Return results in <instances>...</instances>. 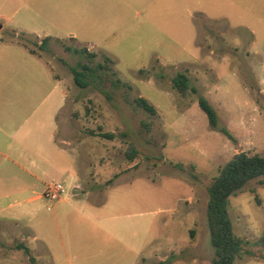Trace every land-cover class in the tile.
Here are the masks:
<instances>
[{
    "label": "rangeland",
    "instance_id": "obj_1",
    "mask_svg": "<svg viewBox=\"0 0 264 264\" xmlns=\"http://www.w3.org/2000/svg\"><path fill=\"white\" fill-rule=\"evenodd\" d=\"M0 24L48 58L35 102L62 105L52 164L27 150L19 171L49 172L36 194L67 188L51 209L32 192L0 198L14 203L0 210V264H211L209 186L236 153L264 155V0H0ZM82 63L97 66L87 87L72 72ZM180 72L197 92L180 93ZM228 210L246 241L234 264H264V176Z\"/></svg>",
    "mask_w": 264,
    "mask_h": 264
},
{
    "label": "crops",
    "instance_id": "obj_2",
    "mask_svg": "<svg viewBox=\"0 0 264 264\" xmlns=\"http://www.w3.org/2000/svg\"><path fill=\"white\" fill-rule=\"evenodd\" d=\"M17 38V34L14 39L0 36V198L13 196L25 200V193L32 192L34 195L26 196L31 202L42 198L41 193L36 194V189L46 185L49 172L19 171L23 168L20 158L26 157L25 151L30 150L34 153L33 166H38L39 162L49 166L51 153L56 150L57 112L62 105L59 104L56 110L53 104L35 102L37 88L30 85L31 78L40 72V67L46 74V70H50L49 61L42 52L33 51L34 47L26 46ZM45 41L43 38L38 43L43 45ZM25 63L30 70H24ZM61 95L66 98V91L63 90ZM12 206L14 203L0 206V210Z\"/></svg>",
    "mask_w": 264,
    "mask_h": 264
},
{
    "label": "trees",
    "instance_id": "obj_3",
    "mask_svg": "<svg viewBox=\"0 0 264 264\" xmlns=\"http://www.w3.org/2000/svg\"><path fill=\"white\" fill-rule=\"evenodd\" d=\"M50 39L45 37L44 41ZM67 50L75 53L83 51L89 56H95V53L88 49L71 48L65 46ZM106 61L112 62L109 56ZM99 67H104L99 63ZM97 72V66L91 67L88 63L79 64L72 67L74 80L77 85L87 87L92 83L91 73ZM144 70H141L143 72ZM174 85L180 93L185 94L188 89L197 92L195 87H191L190 78L184 72H180L174 79ZM137 106L143 108L151 114L156 113V107L144 97L135 99ZM198 103L201 109L206 113L210 125L216 127L218 125V114L211 102L200 95ZM102 136L112 137V133H102ZM135 153V149L132 148ZM133 154L131 155V157ZM264 176V155L250 154L247 152L236 153L220 170L219 174L214 177L213 182L209 186V202L207 209L208 226L211 236V243L215 249V256L211 264H234L237 258L244 254V246L246 241L238 236L233 229V223L229 214L228 205L232 195L240 191L245 184L258 177ZM160 264H163L161 262Z\"/></svg>",
    "mask_w": 264,
    "mask_h": 264
},
{
    "label": "built area",
    "instance_id": "obj_4",
    "mask_svg": "<svg viewBox=\"0 0 264 264\" xmlns=\"http://www.w3.org/2000/svg\"><path fill=\"white\" fill-rule=\"evenodd\" d=\"M67 188L61 182H53L50 183L45 191L42 194V198L46 199L47 201V208L51 209L52 205L55 201L62 198V196L66 193Z\"/></svg>",
    "mask_w": 264,
    "mask_h": 264
},
{
    "label": "water",
    "instance_id": "obj_5",
    "mask_svg": "<svg viewBox=\"0 0 264 264\" xmlns=\"http://www.w3.org/2000/svg\"><path fill=\"white\" fill-rule=\"evenodd\" d=\"M2 25L0 24V27H1Z\"/></svg>",
    "mask_w": 264,
    "mask_h": 264
}]
</instances>
